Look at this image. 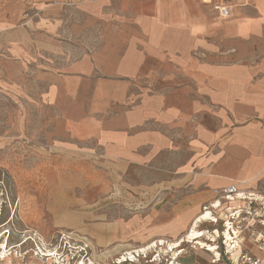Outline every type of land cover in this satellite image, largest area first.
I'll return each mask as SVG.
<instances>
[{"label":"crops","instance_id":"0c3cea01","mask_svg":"<svg viewBox=\"0 0 264 264\" xmlns=\"http://www.w3.org/2000/svg\"><path fill=\"white\" fill-rule=\"evenodd\" d=\"M216 1L232 15L204 0H52L0 21L2 50L53 110L50 145L168 170L178 231L216 189L264 196V0Z\"/></svg>","mask_w":264,"mask_h":264},{"label":"rangeland","instance_id":"374dc122","mask_svg":"<svg viewBox=\"0 0 264 264\" xmlns=\"http://www.w3.org/2000/svg\"><path fill=\"white\" fill-rule=\"evenodd\" d=\"M50 1L0 0V21L18 22L39 12L36 3ZM1 42L0 32V264L51 257L53 264H121L127 252L161 240L167 243L128 263L172 264L168 242L187 236L191 224L177 229L178 190L164 183L168 170H122L99 153L51 146L53 110L40 103L20 58L6 54ZM179 250L175 264H214V253L199 245L184 242Z\"/></svg>","mask_w":264,"mask_h":264},{"label":"built area","instance_id":"2783aa9c","mask_svg":"<svg viewBox=\"0 0 264 264\" xmlns=\"http://www.w3.org/2000/svg\"><path fill=\"white\" fill-rule=\"evenodd\" d=\"M211 4L219 16L227 18L232 15V6L216 0H204ZM215 200L203 206L204 218L201 223L207 222L215 228H207L204 232L217 234L211 238L216 244L214 264H264V196L252 192L242 191L238 185H230L215 190ZM198 218V219H199ZM199 223V225L201 224ZM228 235L231 239H228ZM248 240L261 252L241 250L242 243Z\"/></svg>","mask_w":264,"mask_h":264},{"label":"bare ground","instance_id":"6f19581e","mask_svg":"<svg viewBox=\"0 0 264 264\" xmlns=\"http://www.w3.org/2000/svg\"><path fill=\"white\" fill-rule=\"evenodd\" d=\"M209 214H205L204 218H208ZM199 215L193 219L190 227H189V231L187 233V236L185 237H180L177 240H174L172 242H168V246L170 247L171 252H173L174 254H176V258L174 259V261L172 262V264H175V260L183 253V251H180L179 248L182 246V244L184 242L187 243H192L194 245H199L201 247V249H205L207 250V252H216V247H214L212 244L207 243V240L211 241V235L207 232H204L201 228L199 223L202 222V220H204V218H199ZM214 235V234H213ZM210 237V238H209ZM228 239H231L228 235ZM207 241V242H206ZM158 243L160 244H165L167 243L165 240H161V241H157L154 242L152 245L148 246V247H142L139 248L137 250H134L132 252H127V254H125L121 260L120 263L123 264L125 261L127 262V264H129L128 262L131 261L130 263L135 262L136 260V256L137 254L142 255L146 250H148L150 247L156 246ZM187 245V244H186ZM185 245V246H186ZM4 246L3 242H0V248H2ZM46 251V250H45ZM6 251H4L2 254L3 256L1 257L2 260H5L9 254H5ZM51 257V254H48ZM144 255V254H143ZM58 257V256H57ZM41 264H53V260L52 257L48 258V261L46 262H41Z\"/></svg>","mask_w":264,"mask_h":264}]
</instances>
